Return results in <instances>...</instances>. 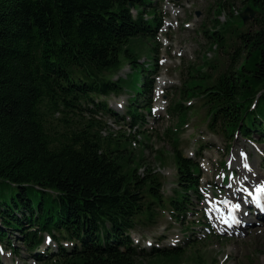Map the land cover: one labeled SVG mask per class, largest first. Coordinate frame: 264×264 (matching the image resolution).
<instances>
[{
    "label": "trees",
    "instance_id": "16d2710c",
    "mask_svg": "<svg viewBox=\"0 0 264 264\" xmlns=\"http://www.w3.org/2000/svg\"><path fill=\"white\" fill-rule=\"evenodd\" d=\"M247 1L255 16L246 26L218 19L225 1L216 2L212 29H203L216 54L202 57L180 96L202 101L210 128L247 140L263 133L264 142V0ZM162 17L159 0H0V242L13 249L9 232L17 231L42 264H164L184 253L182 246L137 248L129 232L153 219L155 205L177 219L194 210L199 161L168 127L176 178L165 195L158 171L134 164L143 159L129 149L130 133L113 132L105 119L115 114L107 97L129 85L127 124L140 132L146 125ZM135 39L150 44L143 62ZM234 45L230 61L220 59L218 50ZM190 109L178 99L168 112L183 123ZM46 233L73 244L37 253Z\"/></svg>",
    "mask_w": 264,
    "mask_h": 264
},
{
    "label": "rangeland",
    "instance_id": "374dc122",
    "mask_svg": "<svg viewBox=\"0 0 264 264\" xmlns=\"http://www.w3.org/2000/svg\"><path fill=\"white\" fill-rule=\"evenodd\" d=\"M219 1L159 0L164 24L160 35L161 44L157 54V66L154 69L155 72L153 71L158 76L155 78L153 94L148 100L154 116L148 118L144 132L130 131V134L135 135L138 141L131 138L129 149L133 151L136 158L143 159L135 160L134 164L143 162L139 166L140 172H145L148 166L154 168V171H158L165 195L172 194L176 178L171 137L165 133L168 127L176 132L180 149L188 156L197 157L202 166L203 193L200 196L201 199L194 198V210L185 213L180 220H177L167 206L155 205L153 219L146 223L139 222L135 230L131 232L134 244L145 250L153 246L179 244L185 248L179 258L166 260L164 264H199L197 256L206 264H264V219L258 218L256 224L246 225L243 235L216 234L212 227L211 230L204 228L203 223L199 222L201 210L207 208V200L212 199L211 196H208L209 194L220 198L228 195L227 185L230 182L232 184L235 179L245 182L253 181V179L264 180V142L261 140L263 133H254L251 140H246L238 133L227 137L215 125L214 129L207 125L205 107L201 100L197 98L184 99L180 96L183 81L188 78L190 71L199 67L198 64L205 54L209 57L216 54L215 50L210 49V39L203 29H212L215 4ZM223 1H225L224 11L217 16L221 21L230 20L234 23H241L240 13L245 7L252 9L251 2L247 0H221V2ZM228 2L232 3L231 8L234 14L232 18H229V10L225 9ZM254 16L255 13L246 22L242 20V24L249 25ZM203 23L204 27H202ZM131 47L139 55L141 54L140 62L145 61L147 54H150V44L147 40L135 39L131 42ZM235 47L234 45L229 48L228 53L219 49L217 55L222 60L230 61V54L234 52ZM129 67L126 64L118 75L125 77L130 71ZM138 72L139 70L136 69L134 74ZM113 78L116 79L117 75ZM142 95H138L136 100H140ZM132 96H134V91L128 85L120 94H112L107 97L109 107L116 114V116L105 115L110 126L108 129L128 134V124L124 121L129 119L126 110L129 98ZM178 99L184 104L191 105L183 123L178 121L176 114H170L167 111L171 103ZM141 104L143 102L139 103L140 106ZM145 107H139V110L144 111ZM200 141L204 144L202 148L198 146ZM243 154L248 156L247 160L251 164L249 171L241 167ZM225 160L228 161V165L225 163L226 166L223 164ZM253 163L256 167L252 165ZM230 171L235 172L234 177L231 176ZM253 172L257 174L251 176ZM223 174L227 175L225 180L228 178L229 180L226 181L225 186H219ZM230 187L236 186L232 184ZM237 187L240 186L237 185ZM228 196L231 199L235 198L234 195ZM214 201H212L213 206L216 203ZM144 216L141 214L136 217V220L142 221ZM249 218L251 219V217ZM200 219L202 220V218ZM254 220L256 221V218H252L253 222ZM206 221L208 220L204 217L202 222ZM17 235V231L10 229L11 243L14 245L15 251H21V255H16L7 243L2 242L3 252L0 255V264H42V262H37L27 256V253L21 248V240L17 238ZM187 236L188 238H186ZM137 240L140 243H137ZM58 244L65 248L70 247L67 240L61 239L59 242L56 240L45 241V245L41 248L51 247L56 250Z\"/></svg>",
    "mask_w": 264,
    "mask_h": 264
},
{
    "label": "bare ground",
    "instance_id": "6f19581e",
    "mask_svg": "<svg viewBox=\"0 0 264 264\" xmlns=\"http://www.w3.org/2000/svg\"><path fill=\"white\" fill-rule=\"evenodd\" d=\"M252 165L255 166L254 163H253ZM255 167H256V166H255ZM253 173H255V174H253ZM253 173H251V176H252V175L255 176V175L257 174L256 172H253ZM248 179H249V178H248ZM249 180H250V179H249ZM240 182H245V181L237 180V181H235V182H232V184L235 185V186H237V185L240 186ZM247 182H251V180H250V181H247ZM232 184H231V185H232ZM245 184H246V182H245ZM246 185H247V184H246ZM227 194H228V195H234V196H235V198L232 199L233 202L236 201V200H238V198L240 197V196H239L240 192H239V191H236V190H235V187L231 188V187L229 186V187L227 188ZM228 195H227V196H228ZM228 197H229V196H228ZM236 198H237V199H236ZM214 211H217V208L214 209ZM245 221H246V222H249V221H250V218H249V217H246ZM215 224L218 225V221H215Z\"/></svg>",
    "mask_w": 264,
    "mask_h": 264
},
{
    "label": "water",
    "instance_id": "95a60500",
    "mask_svg": "<svg viewBox=\"0 0 264 264\" xmlns=\"http://www.w3.org/2000/svg\"><path fill=\"white\" fill-rule=\"evenodd\" d=\"M247 12H249V15ZM254 12L255 10L251 9L250 7H245L244 10L240 13L243 22H246L250 17H252L254 15ZM225 203L228 204V202Z\"/></svg>",
    "mask_w": 264,
    "mask_h": 264
}]
</instances>
